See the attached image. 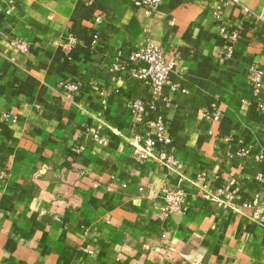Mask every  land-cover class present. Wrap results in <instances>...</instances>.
Returning a JSON list of instances; mask_svg holds the SVG:
<instances>
[{
    "label": "crops",
    "instance_id": "crops-1",
    "mask_svg": "<svg viewBox=\"0 0 264 264\" xmlns=\"http://www.w3.org/2000/svg\"><path fill=\"white\" fill-rule=\"evenodd\" d=\"M136 1L0 0V264H264V0ZM148 43L174 67L147 111L170 143L142 160L129 57ZM172 185L186 197L165 214Z\"/></svg>",
    "mask_w": 264,
    "mask_h": 264
},
{
    "label": "built area",
    "instance_id": "built-area-1",
    "mask_svg": "<svg viewBox=\"0 0 264 264\" xmlns=\"http://www.w3.org/2000/svg\"><path fill=\"white\" fill-rule=\"evenodd\" d=\"M85 2H91L93 0H84ZM237 2V0H232ZM160 5V0H137L135 6L144 10L146 16L155 14ZM215 19L220 18L219 13L214 14ZM96 22H100V18H96ZM220 34L226 41V56L229 57L232 53L233 46L238 38V32H227L224 27L220 28ZM75 44L73 38L69 39L67 45L70 49ZM16 47L20 51H25V44L15 43ZM131 62H143L144 68H139L132 72V77L149 86V99L146 101L135 99L132 106V111L135 116L138 117L142 129L140 133L133 139H131V145L134 149V153L142 160H148L155 156L157 150H162L170 143V139L165 134V126L161 119L150 120L147 116L148 110H153L156 104L164 103L169 104L170 99L165 94V88L168 84V76L172 72L174 64L168 60L165 51L156 45L145 44L135 53H132L129 57ZM250 85L254 90L256 96L259 94L262 81L264 79V70L258 66H252L249 69ZM65 87V86H64ZM71 91L73 86L65 87ZM257 110L264 114V99L257 100ZM204 115L214 122L220 120L218 110L214 107L212 109H204ZM100 129H97L94 133V138L100 143H104ZM157 160L160 166L166 169H173L175 167V161L172 157L168 156L165 152H159ZM185 195L180 186H168L163 188L162 199L165 203V214H171L181 210V199ZM212 198H218L219 194L211 196ZM219 202H221L219 200ZM256 217V215H254Z\"/></svg>",
    "mask_w": 264,
    "mask_h": 264
},
{
    "label": "rangeland",
    "instance_id": "rangeland-1",
    "mask_svg": "<svg viewBox=\"0 0 264 264\" xmlns=\"http://www.w3.org/2000/svg\"><path fill=\"white\" fill-rule=\"evenodd\" d=\"M185 193V192H184ZM186 197V193H185V195L182 197V199H181V201H180V203H181V208H182V202H183V200H184V198ZM179 212V211H178Z\"/></svg>",
    "mask_w": 264,
    "mask_h": 264
}]
</instances>
